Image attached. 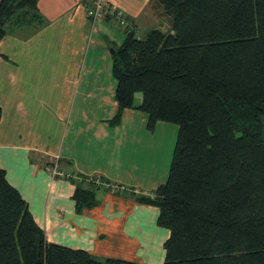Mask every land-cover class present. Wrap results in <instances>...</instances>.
Returning a JSON list of instances; mask_svg holds the SVG:
<instances>
[{
  "label": "trees",
  "instance_id": "1",
  "mask_svg": "<svg viewBox=\"0 0 264 264\" xmlns=\"http://www.w3.org/2000/svg\"><path fill=\"white\" fill-rule=\"evenodd\" d=\"M39 1L0 0V42L39 19ZM155 1L172 32L127 31L112 55L111 124L138 110L150 131L179 126L167 181L135 201L157 207L170 231L164 264H264V0ZM72 183L77 212L99 204L98 183ZM0 264L142 263L50 243L0 166Z\"/></svg>",
  "mask_w": 264,
  "mask_h": 264
},
{
  "label": "crops",
  "instance_id": "2",
  "mask_svg": "<svg viewBox=\"0 0 264 264\" xmlns=\"http://www.w3.org/2000/svg\"><path fill=\"white\" fill-rule=\"evenodd\" d=\"M91 1L40 0L39 19L9 27L0 42V166L50 243L100 260L164 264L170 231L158 226L157 207L135 201L167 181L169 172L151 176L140 165L152 161L150 149L164 147L141 146L152 141L143 112L126 110L121 124H111L118 105L109 51L127 31L172 32L171 20L155 0H109L127 27L111 18L93 23ZM54 166L67 176L53 178ZM81 177L101 189L95 208L77 212L72 180Z\"/></svg>",
  "mask_w": 264,
  "mask_h": 264
},
{
  "label": "rangeland",
  "instance_id": "3",
  "mask_svg": "<svg viewBox=\"0 0 264 264\" xmlns=\"http://www.w3.org/2000/svg\"><path fill=\"white\" fill-rule=\"evenodd\" d=\"M163 13H164V10H163ZM164 15H165V17H168L165 13H164ZM112 50L113 49L111 48L109 51V53L111 55H113ZM137 96L139 97L142 95L139 94ZM135 106H139V100H135ZM117 110H118V107H117ZM117 110H116V113H117ZM140 114L147 116L146 114H143V113H140ZM145 127H146V129L148 128V117H147V122H145ZM144 131H145V128H144ZM148 131L152 132V134H151V140L152 141L147 142L146 140H148V139L142 140L143 139V138H141L142 134H143V132H142L141 137H140L142 140L141 146L145 147L147 144V146H149V147L154 146V147H158L159 149H160V146H163L164 150L162 152H158L156 149L148 148V149H150V156H152V161L149 162L148 160L144 159V157H143V159H142L143 161L140 164L141 165V171L149 172V174L151 176H157V177L159 175H161L163 172L167 175L169 170H170V167H171L172 157L174 154V150H175V146H176V142H177V137H178V133H179V126L174 124V123L159 122V123H157L154 131H150V130H148ZM154 165L157 166L156 170L151 169L152 166H154Z\"/></svg>",
  "mask_w": 264,
  "mask_h": 264
},
{
  "label": "built area",
  "instance_id": "4",
  "mask_svg": "<svg viewBox=\"0 0 264 264\" xmlns=\"http://www.w3.org/2000/svg\"><path fill=\"white\" fill-rule=\"evenodd\" d=\"M86 12L93 23H97L105 18H111L115 20L120 27H127L125 14L109 0H94L89 3L87 2ZM49 173L53 178L67 176L65 173L60 172L57 166L51 167Z\"/></svg>",
  "mask_w": 264,
  "mask_h": 264
},
{
  "label": "water",
  "instance_id": "5",
  "mask_svg": "<svg viewBox=\"0 0 264 264\" xmlns=\"http://www.w3.org/2000/svg\"><path fill=\"white\" fill-rule=\"evenodd\" d=\"M113 54H114V51L112 50Z\"/></svg>",
  "mask_w": 264,
  "mask_h": 264
}]
</instances>
